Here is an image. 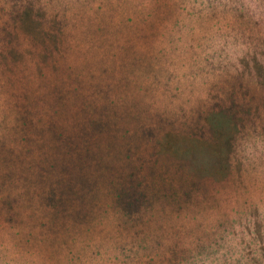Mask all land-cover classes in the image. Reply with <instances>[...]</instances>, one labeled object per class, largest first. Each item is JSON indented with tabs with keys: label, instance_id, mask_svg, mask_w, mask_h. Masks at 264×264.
<instances>
[{
	"label": "clouds",
	"instance_id": "1",
	"mask_svg": "<svg viewBox=\"0 0 264 264\" xmlns=\"http://www.w3.org/2000/svg\"><path fill=\"white\" fill-rule=\"evenodd\" d=\"M233 104L219 179L184 137ZM89 120L109 124L92 152L116 171L90 162L94 188L54 219L44 201L67 153L49 124L75 139ZM129 150L149 200L131 214L113 187ZM161 186L175 196L154 198ZM0 264H264V0H0Z\"/></svg>",
	"mask_w": 264,
	"mask_h": 264
},
{
	"label": "rangeland",
	"instance_id": "2",
	"mask_svg": "<svg viewBox=\"0 0 264 264\" xmlns=\"http://www.w3.org/2000/svg\"><path fill=\"white\" fill-rule=\"evenodd\" d=\"M25 27L29 31H35L38 27L34 25L30 18L26 15L24 17ZM15 58V53L12 54ZM59 102V101H58ZM219 112L209 118V127L202 128L197 124L196 127L190 130L191 136L184 137L186 144V151H190L193 154L200 150H206L213 156V165L209 169L208 174L215 176L216 178L223 179L228 174V153L232 144V137L236 130V126L241 123L239 119V112L241 111L235 104L232 108L224 109L219 107ZM30 113L25 110V115L22 117L25 127H31V121L28 119ZM91 131L82 127L80 134L73 139L72 137L65 138L63 131L58 129L54 123H50L48 131L51 133L52 139L58 142L61 146L57 151L63 150L67 153L66 158L59 163V171L67 177L66 180L56 181L55 186L50 187L48 195L45 197V203L47 206L53 208L54 219L62 217L68 204L74 199H80L83 201V197L86 193H90L95 186V183H90L87 179L85 168L92 161H96V167L107 169L109 175L116 171L111 166L103 164L100 157L92 152V145L95 143L92 139L93 136H103L105 133L110 132L109 124L103 120L91 121L89 120ZM206 132H210V136H205ZM153 136L151 130H147L142 134L141 139H149ZM178 138L169 133L167 137V143L162 145L161 153H156L155 160L152 165L148 167V174L154 179L159 178L163 180L164 174L157 170L155 165L163 157L164 159H170L166 156L169 150H171L177 144ZM83 143V147H81ZM129 157V163L126 167L129 169L127 174L121 173L118 176L120 181L119 186L113 185L114 190L117 193V204L122 207L127 213L131 214L138 211L142 205L149 203L147 192L142 190L143 181L138 179V173L141 169L136 168L131 162V151L127 153ZM144 161H141L143 164ZM188 161H180L176 163L175 168L177 173H181L182 169L188 164ZM44 171V170H42ZM198 175H205L204 172H198ZM163 195L166 198H173L174 192L169 193L167 189L161 186L158 192L153 193V197ZM188 192L185 191V196ZM74 219L77 221H84L87 218V213L81 208L80 211L74 214Z\"/></svg>",
	"mask_w": 264,
	"mask_h": 264
}]
</instances>
